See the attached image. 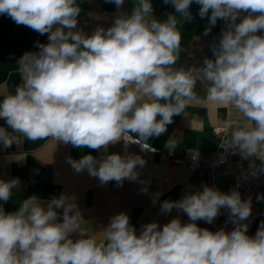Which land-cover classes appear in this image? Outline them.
<instances>
[{"label":"clouds","instance_id":"1","mask_svg":"<svg viewBox=\"0 0 264 264\" xmlns=\"http://www.w3.org/2000/svg\"><path fill=\"white\" fill-rule=\"evenodd\" d=\"M108 2L119 11L125 0ZM163 2L178 16L157 20L151 0H133L130 13L120 12L110 27L97 26L88 34L77 28L82 11L77 0H0V15L48 36L46 44L36 42L38 51L18 60L21 82L0 98V120L7 125L0 126V143L10 148L24 139L51 138L106 150L123 140L149 149L147 141L165 133L173 117L198 99L199 85L208 101L235 110L237 118L223 123L221 146L249 159L252 177L264 173V0ZM193 3L200 6L199 17L208 18L205 36L218 20L226 27L202 66L177 67L179 25L193 19ZM66 162L76 173L87 170L101 185L119 186L126 179L138 181V166L146 163L140 155L117 153ZM19 184L18 178L0 179V202L7 203ZM76 201L64 193L48 201L34 194L12 212L0 203V264H264V221L248 235L244 221L251 215V198L242 199L236 190L222 193L204 185L180 200H164L161 213L175 208L189 222L179 216L162 227L150 222L139 234L129 215L120 212L103 228L102 239L86 233ZM221 208L229 211L231 231L198 226L199 220L213 223Z\"/></svg>","mask_w":264,"mask_h":264},{"label":"crops","instance_id":"2","mask_svg":"<svg viewBox=\"0 0 264 264\" xmlns=\"http://www.w3.org/2000/svg\"><path fill=\"white\" fill-rule=\"evenodd\" d=\"M77 2L82 9L78 16L77 28L88 34L97 26L110 27L120 12L130 13L134 6L133 0H125L118 11L115 4L108 0ZM151 3L152 15L157 20H165L169 13L176 14L174 7L171 4L166 5L163 0H151ZM199 7L193 3L190 6L193 19L179 25L182 48L176 62L177 67L202 66L205 56L212 57L210 45L219 38L226 27L223 20H218L211 33L205 36L204 29L209 26L208 18L199 17ZM96 16L100 19H94ZM36 42L46 44L47 34L41 35L27 26L17 25L7 15H0V98L13 93L21 82L17 62L24 53L38 51ZM196 92L198 99L189 104L185 114L174 116L165 133L147 141L157 151L147 158L133 146L126 145L123 140L109 145L106 150L75 148L56 143L51 138L37 141L24 139L21 145L14 144L10 148H5L0 143V179L7 181L18 178L20 181L18 188L13 189L11 199L7 203H0L6 212H12L19 208L24 199L34 194L43 201H48L53 196L58 197L62 193L75 195L86 221L84 230L98 239L103 238L102 230L108 225L110 218L120 212L129 215L130 223L135 226L137 234L143 224L157 222L162 227L177 216L182 223H187L186 214L175 208L170 213H161L160 205L164 200H180L186 194L198 191H191L190 184L201 181L203 172L191 174L184 168L169 166L165 164V158L167 155L186 157L199 153L203 156V163L210 164L218 147V140L212 130L223 127V123L229 119L237 118L235 110L208 101L205 91L199 85ZM0 126L7 127L6 122L0 120ZM132 135L136 138V134ZM169 141L172 147L167 146ZM113 153L140 155L146 161L142 169L138 166V181L126 179L122 186L115 181L101 185L99 179L90 176L87 170L76 173L66 162L69 157L79 159L83 155L91 154L99 159L102 155ZM16 156L22 159L17 161ZM246 160L249 159H244L234 152L229 156L227 165L216 167L215 172L221 177L219 186H226L230 172L240 171ZM140 180L146 183L142 184ZM144 187H147L146 193L141 191ZM157 193H160L159 198L153 203V197ZM258 196H264V186L255 192L251 215L244 221L249 224L250 236L255 235L260 223L264 221V199L258 200ZM75 238L76 235L73 236V239Z\"/></svg>","mask_w":264,"mask_h":264},{"label":"built area","instance_id":"3","mask_svg":"<svg viewBox=\"0 0 264 264\" xmlns=\"http://www.w3.org/2000/svg\"><path fill=\"white\" fill-rule=\"evenodd\" d=\"M214 137L218 140V147L213 154L210 164L203 163V156L199 153L191 154L189 156H174L167 155L165 158V164L177 168H184L191 174L202 171L203 178L199 182H191L190 189L195 191L203 190V186L207 185L218 189L222 193H230L232 190H236L240 193L242 199L251 198V204L253 202L255 192L264 186V173L258 175V177L251 176V169L249 167L250 160H246L242 166V169L238 172H230L227 177V185L219 186L221 177L215 172V168L219 166H225L228 164V158L234 153L233 150H225L221 144L226 137V130L224 127H216L212 130ZM125 142V141H123ZM136 148L144 157L154 155L157 151L154 147L150 146L149 149H142L140 144L128 143ZM259 162L257 161V164ZM189 222V219H188ZM199 227L208 228L211 231L225 228L226 231H231L233 224L229 221V211L226 208H221L220 215L215 218L213 223L208 224L203 220L196 221Z\"/></svg>","mask_w":264,"mask_h":264}]
</instances>
